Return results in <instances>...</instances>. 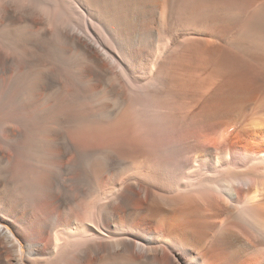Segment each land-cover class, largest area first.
Segmentation results:
<instances>
[{"label":"bare ground","instance_id":"6f19581e","mask_svg":"<svg viewBox=\"0 0 264 264\" xmlns=\"http://www.w3.org/2000/svg\"><path fill=\"white\" fill-rule=\"evenodd\" d=\"M0 264H264V0H0Z\"/></svg>","mask_w":264,"mask_h":264}]
</instances>
